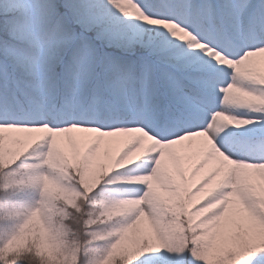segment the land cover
<instances>
[{
  "label": "snow or ice",
  "instance_id": "1",
  "mask_svg": "<svg viewBox=\"0 0 264 264\" xmlns=\"http://www.w3.org/2000/svg\"><path fill=\"white\" fill-rule=\"evenodd\" d=\"M0 264H264V0H0Z\"/></svg>",
  "mask_w": 264,
  "mask_h": 264
}]
</instances>
